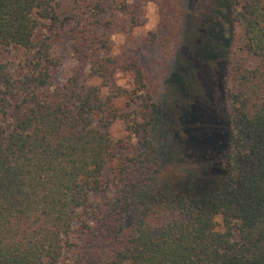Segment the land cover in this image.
Here are the masks:
<instances>
[{"label": "trees", "instance_id": "1", "mask_svg": "<svg viewBox=\"0 0 264 264\" xmlns=\"http://www.w3.org/2000/svg\"><path fill=\"white\" fill-rule=\"evenodd\" d=\"M148 1L154 75L110 52L141 24L127 0H0V264H264V0H214L196 40L190 0Z\"/></svg>", "mask_w": 264, "mask_h": 264}, {"label": "rangeland", "instance_id": "2", "mask_svg": "<svg viewBox=\"0 0 264 264\" xmlns=\"http://www.w3.org/2000/svg\"><path fill=\"white\" fill-rule=\"evenodd\" d=\"M129 2L131 9H136L138 15L140 17L141 24L132 29L133 40L126 44V40H124V35L121 33L113 32L111 33V38L113 41V46L110 52L113 54L121 53L126 46H129V49L134 51L137 55L142 58V62L150 65L151 71L154 75V69L156 66L153 64V59L157 57L158 50L154 44L147 43L142 45L141 47L137 46L139 44L140 38H145L150 31H156L159 24V14L157 5L148 0H127ZM216 5L214 4V0H190L188 4V8L186 9L187 14L189 15L188 19L190 21V31L193 32L194 39L196 38H204L213 23L214 19L219 18V22L222 23V15L221 11H215ZM215 13V14H214ZM223 14V13H222ZM195 31V33H194ZM186 43L183 45L182 53H179V56H186L188 59L193 61L196 70L197 79L201 81V78H206L210 76V66L208 65L209 53H202L201 51H189L188 45L190 41V37H185ZM188 44V45H187ZM200 49V47H199ZM54 54H57L60 60L59 65L54 70L51 83L52 84H60L63 83L68 75L71 73L75 65L77 64L76 59L72 54L71 41L69 38H64L59 41L53 50ZM242 53L238 51L237 57H241ZM177 55V57H178ZM116 82L117 84L124 87H131L132 75L129 72H117L116 73ZM202 110L205 112H209V116H212L216 119L219 114V110L212 104H203ZM211 123V122H210ZM127 132L123 129L120 124H114L112 126V136L117 137H125Z\"/></svg>", "mask_w": 264, "mask_h": 264}]
</instances>
